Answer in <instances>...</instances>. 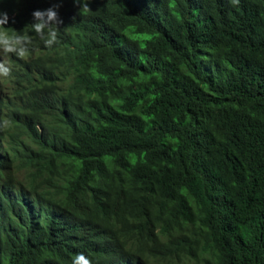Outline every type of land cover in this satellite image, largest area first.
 Here are the masks:
<instances>
[{
	"label": "trees",
	"instance_id": "16d2710c",
	"mask_svg": "<svg viewBox=\"0 0 264 264\" xmlns=\"http://www.w3.org/2000/svg\"><path fill=\"white\" fill-rule=\"evenodd\" d=\"M44 2L0 0V264H264V0H56L51 48Z\"/></svg>",
	"mask_w": 264,
	"mask_h": 264
},
{
	"label": "clouds",
	"instance_id": "9594fccd",
	"mask_svg": "<svg viewBox=\"0 0 264 264\" xmlns=\"http://www.w3.org/2000/svg\"><path fill=\"white\" fill-rule=\"evenodd\" d=\"M91 0H73L74 6H77L79 10L88 11ZM234 5H238L240 0H231ZM43 6L34 7L29 11V24L31 21L32 29L35 32L46 47L51 48L56 44L59 25L63 24V20L60 18L58 9L60 4L56 0H46L42 4ZM18 8L14 13L8 11H0V77H9L11 75V68L7 66L6 55L14 54L20 59H26L30 54V49L33 44L32 37L28 34H10L7 30L9 20H13L12 17L20 11ZM26 24V25H27ZM23 27V26H22ZM19 28L14 25L13 29ZM73 264H91V260L83 254H78Z\"/></svg>",
	"mask_w": 264,
	"mask_h": 264
}]
</instances>
